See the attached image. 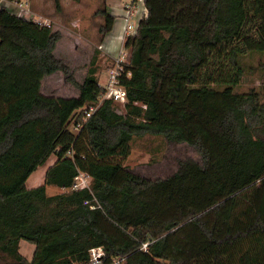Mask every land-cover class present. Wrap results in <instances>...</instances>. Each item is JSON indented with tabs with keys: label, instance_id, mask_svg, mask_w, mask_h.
I'll return each instance as SVG.
<instances>
[{
	"label": "trees",
	"instance_id": "trees-1",
	"mask_svg": "<svg viewBox=\"0 0 264 264\" xmlns=\"http://www.w3.org/2000/svg\"><path fill=\"white\" fill-rule=\"evenodd\" d=\"M103 2L104 38L116 15ZM144 2L123 44L125 111L106 98L78 133L72 114L98 101L114 59L97 48L84 80L73 78L78 96L47 95L44 77L68 71L54 52L60 31L0 9V264H81L98 245L124 264H264V85L235 87L243 58L264 54V0ZM146 134L187 142L202 162L181 159L166 177L137 173L125 161ZM52 154L45 182L30 187ZM80 170L89 188L47 193Z\"/></svg>",
	"mask_w": 264,
	"mask_h": 264
},
{
	"label": "rangeland",
	"instance_id": "rangeland-1",
	"mask_svg": "<svg viewBox=\"0 0 264 264\" xmlns=\"http://www.w3.org/2000/svg\"><path fill=\"white\" fill-rule=\"evenodd\" d=\"M19 2L23 5L11 2L8 3L7 8L41 23L47 21L46 24H50L54 30H59L61 33L54 52L68 66V71L58 70L45 76L42 81V92L47 95L78 96L79 89L74 84L73 78L80 82L84 80L95 50L105 43V37L103 38L100 32L104 16L99 11L105 5L103 0H60L59 6L55 0H20ZM126 4H129L134 11L132 0L123 1L122 6L126 7ZM106 5L108 7V4ZM243 61L247 74L242 82L235 86L236 90L261 89L264 85V54L252 52L244 57ZM99 75L100 80L105 82L106 68L102 69ZM115 103L118 111H125L123 102ZM71 128L77 133L73 125ZM188 157L202 162L200 153L187 142L167 140L163 135L146 134L135 137L131 154L125 164L133 171L154 179L172 174L178 168L179 161ZM56 159V154H52L45 164L31 174L27 184L30 187L35 186L34 178L42 173L43 179L36 185L43 183L46 169ZM62 190L58 186L50 185L47 193L55 194ZM22 241L34 245L28 240ZM33 248L34 246L29 252L23 247L24 253L29 258L32 256Z\"/></svg>",
	"mask_w": 264,
	"mask_h": 264
},
{
	"label": "built area",
	"instance_id": "built-area-1",
	"mask_svg": "<svg viewBox=\"0 0 264 264\" xmlns=\"http://www.w3.org/2000/svg\"><path fill=\"white\" fill-rule=\"evenodd\" d=\"M19 1L20 0H0V9L7 8L8 3L11 2L13 3L15 2L17 4L20 3V5H23V3ZM132 4H133V0H132ZM123 8L124 9L126 8L125 18L127 20V26H126L127 34H129V32L132 31L136 32L137 27L129 20L133 12L132 7L131 6L129 7V4H126V7L123 6ZM46 22L47 21H45V23L42 24H46ZM100 48H103V46L100 45ZM128 52L129 51L127 49L122 47L118 55L114 58V64L108 67L106 70L105 82H102L99 79L98 84L102 89L98 101L92 104H86L82 107H79L73 112L71 125H73L75 129H77V133L81 130L85 122L95 112V110L98 108V106L104 99L111 98L115 101H121L123 103L127 101L128 98L127 89L125 85L122 83V76L125 73L128 76L131 75L130 71L126 72L125 70V63L129 62ZM72 154L73 152L72 150H70L68 152V155H72ZM91 182H92V176L88 172L80 170L78 174L75 176L73 184L65 189L70 190V189H81L85 187L89 188L91 186ZM148 244L149 241H146L144 242L142 247L144 249H147ZM125 258H126L125 256L119 255L109 259L106 247L103 245H98V246H93L89 249L88 259L81 264H124Z\"/></svg>",
	"mask_w": 264,
	"mask_h": 264
},
{
	"label": "crops",
	"instance_id": "crops-1",
	"mask_svg": "<svg viewBox=\"0 0 264 264\" xmlns=\"http://www.w3.org/2000/svg\"><path fill=\"white\" fill-rule=\"evenodd\" d=\"M123 1H125V0H107L108 9L111 13L116 15V21L113 25L112 30L108 34L105 35V38H104L105 43H103L104 47L102 48V51L104 54H106L107 56H109L112 59H114L118 55V53L120 52V50L123 47L124 39H125L126 35H128L125 32L126 26H127V20L125 18V9L122 6ZM133 4L135 6L134 7L135 12L134 11L132 12V16L129 20L138 28V24H139L140 19L147 14V8H146L144 0H133ZM136 31H137V29H136ZM130 33L131 34L135 33V31L129 32V34ZM129 57H130V51L128 52V58ZM106 70H107V68H106ZM134 139H135V137H134ZM133 142H134V140H133ZM132 148H133V146H132ZM178 167H179V164H178ZM47 169H46V171H47ZM46 171H45V174H46ZM42 174H39L37 177L34 178L33 181H34L35 186H38L39 184L38 185H36V184L41 182V180L43 179L41 176ZM44 182H45V180H44ZM43 183H41V184H43ZM35 186H32V187H35ZM49 187H50V185H47V188H49ZM61 189H63L62 191L66 190L65 188H61ZM32 246H34L33 249L35 250V245H32V244L30 245L28 243L26 244V243H23V241H21V251L23 253H24L23 247L27 248L29 251L30 249H32ZM33 254H34V251L32 252V256H33ZM32 256H30V257H32Z\"/></svg>",
	"mask_w": 264,
	"mask_h": 264
}]
</instances>
